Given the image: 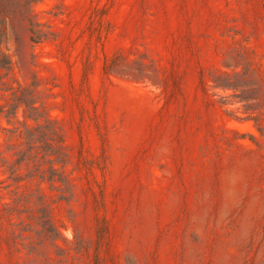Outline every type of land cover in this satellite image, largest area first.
Listing matches in <instances>:
<instances>
[{
  "label": "rangeland",
  "instance_id": "rangeland-1",
  "mask_svg": "<svg viewBox=\"0 0 264 264\" xmlns=\"http://www.w3.org/2000/svg\"><path fill=\"white\" fill-rule=\"evenodd\" d=\"M0 264H264V0H0Z\"/></svg>",
  "mask_w": 264,
  "mask_h": 264
},
{
  "label": "trees",
  "instance_id": "trees-1",
  "mask_svg": "<svg viewBox=\"0 0 264 264\" xmlns=\"http://www.w3.org/2000/svg\"><path fill=\"white\" fill-rule=\"evenodd\" d=\"M5 64H9V62H5ZM21 101V100H19ZM21 103V102H20ZM26 106L28 107L29 111H30V114H31V117H35V113H36V108L33 107V105H30V104H26ZM38 118H35V120H37ZM51 123V122H50ZM51 131V134H52V138H48V135L46 133V131ZM38 132V140L40 142H43V141H47V140H51L52 142H55L56 141V137H60L58 132L54 129V128H51L49 129L48 127H42V126H39L36 130ZM49 147L53 148L52 144H49Z\"/></svg>",
  "mask_w": 264,
  "mask_h": 264
}]
</instances>
